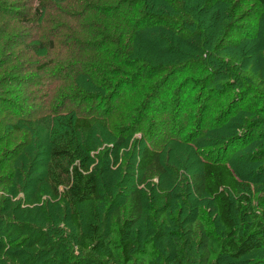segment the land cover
<instances>
[{"label":"trees","instance_id":"16d2710c","mask_svg":"<svg viewBox=\"0 0 264 264\" xmlns=\"http://www.w3.org/2000/svg\"><path fill=\"white\" fill-rule=\"evenodd\" d=\"M91 1L89 12H98L102 20H121L129 27L114 29L122 38L116 41L118 45H124L123 38L130 36V30L138 34L156 26L169 30L167 27L176 28L178 23L189 25L192 34L203 28L211 39L232 17L228 10L241 9L246 4L255 9L257 22L264 24V0H235L233 4L229 0ZM40 16L35 10L32 16H19L17 20L27 28L17 41L22 38L28 44L20 52L23 56H44L46 45L52 48L55 43ZM87 16L76 15L79 19ZM186 17L193 21L188 22ZM36 19L40 25L33 27ZM170 31L164 37L171 44L170 54L154 52L141 35H133L134 45L124 54L131 57L132 64L139 60L155 71L185 61L187 55L196 54L197 59L201 50L187 40L178 39L175 43ZM0 32L8 43V31ZM2 37L0 142H6L10 135L23 134L27 148H33L37 138L27 136L31 124L43 127L48 143L37 154L39 161H30L21 152L7 159L6 152H0L1 192L15 194L20 183L22 188L23 184L26 189L29 186L25 191L28 196L31 193L22 207L5 206L8 201L3 203L4 195H0V225L5 224V214L12 218L0 241V264H195L194 248L204 249L196 243L197 235L203 236L207 245L203 264H264V223L252 213L247 196L252 181L248 166L231 169L223 160L204 162L199 171L188 177L183 201L161 182L159 153L149 147L141 150L134 171L120 177L115 168L117 160L110 161L113 156L117 159V150L95 155L97 147L89 135L91 119L86 111L79 107L65 111L63 105L51 103L47 97H31L29 90L38 87L35 73H44L46 63L33 60L10 66L18 56L7 54ZM102 37L104 40L94 42L90 49L108 51L107 47L114 45L108 33L102 32ZM234 38L236 41L238 37ZM206 47L212 48L209 44ZM213 49L216 54L222 52L218 47ZM109 58L113 59L110 55ZM82 68L77 67L74 76ZM84 75L82 71L81 76ZM115 88L111 85L109 90ZM33 101L40 104L30 108ZM230 125L224 133L232 132L233 124ZM29 172L34 174L32 184L28 181ZM3 174L10 175L2 180ZM151 175L159 177V181L151 183Z\"/></svg>","mask_w":264,"mask_h":264},{"label":"rangeland","instance_id":"374dc122","mask_svg":"<svg viewBox=\"0 0 264 264\" xmlns=\"http://www.w3.org/2000/svg\"><path fill=\"white\" fill-rule=\"evenodd\" d=\"M229 1L233 4L235 0ZM91 4V0H0V31L9 33L8 43L6 37L0 36L1 44L5 45L7 54L18 56L10 66L33 60L46 63L44 73H35L38 87L29 88L31 97L34 100L47 97L51 103L63 105L65 111L76 107L86 111L91 119L89 135L97 147L95 155L117 150V159L113 156L110 161L117 160L115 168L120 177L134 171L144 147L157 151L163 173L161 182L173 189L181 201L188 177L199 171L204 162L223 160L231 169L248 166L252 181L247 196L252 213L264 223V122H261L264 119V24L257 22L253 6L230 8L232 17L225 20L219 33L211 39L203 28L192 34L186 24L167 27L172 30L170 38L175 43L178 39L187 40L201 52L197 59L196 54L187 55V60L155 71L139 60L132 64L124 50L128 52L133 47V35H141L154 52L170 54L171 44L164 38L169 32L166 26L145 28L139 34L130 30V36L123 38L124 45H118L116 41L122 39L118 31L129 27L121 20H102L98 12H89ZM35 10L55 43L52 48L46 45L44 56H23L20 52L28 44L22 38L17 41L27 28L17 20L19 16H32ZM78 13L88 15L87 19H79ZM40 20L33 21V27L39 26ZM102 32L112 36L114 45H109L108 51L90 49L94 42L104 40ZM234 36L238 37L236 41ZM207 44L212 48H207ZM215 47L221 54H216ZM96 59L99 60L96 62ZM80 66L83 67L80 74L74 76ZM146 82V88L142 89ZM111 85H116L113 91L109 90ZM39 104L33 101L29 107ZM230 124H233L232 132L224 133ZM27 132L28 139L37 138L33 148H27L23 134H15L0 142V152H6L7 159L21 152L30 161H39L41 157L37 158V154L46 147L47 135L41 125L30 124ZM8 175L3 174L2 180ZM33 175L28 173L31 184ZM150 177L151 183L159 181L157 176ZM27 189L18 183L15 194L0 190V195H4L2 202L8 201L4 204L7 207L16 204L22 207L31 198V193L29 196L25 193ZM4 217L0 241L12 224L11 217L6 214ZM195 239L204 247L194 248L195 264H203L206 241L199 235Z\"/></svg>","mask_w":264,"mask_h":264}]
</instances>
